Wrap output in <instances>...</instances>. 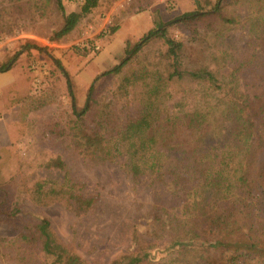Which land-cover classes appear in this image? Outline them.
Wrapping results in <instances>:
<instances>
[{
  "label": "trees",
  "instance_id": "1",
  "mask_svg": "<svg viewBox=\"0 0 264 264\" xmlns=\"http://www.w3.org/2000/svg\"><path fill=\"white\" fill-rule=\"evenodd\" d=\"M222 3L159 24L133 47L128 43L121 64L100 76H120L118 86L97 99L98 77L82 111L69 74L51 57L66 78L74 117L58 136L68 135L70 146L86 158L123 163L134 181L149 179L166 194L152 209L150 239L135 233V249L110 264H264V23L250 26L254 41L240 58L205 49L187 57L190 48L168 34L184 25L197 35L202 23L209 24L205 37L212 31L220 39L236 22ZM98 6L99 0H85L80 12L67 13L62 0H6L0 33L13 34L20 22L55 10L63 19L54 34L60 40ZM153 41L165 50L145 52ZM26 50L47 55L36 45ZM13 65H1L0 74ZM185 80L195 90L172 105L173 88ZM28 194L35 205L62 203L78 216L96 203L67 178L40 180ZM8 246L17 264H88L56 237L47 219L28 221Z\"/></svg>",
  "mask_w": 264,
  "mask_h": 264
},
{
  "label": "rangeland",
  "instance_id": "2",
  "mask_svg": "<svg viewBox=\"0 0 264 264\" xmlns=\"http://www.w3.org/2000/svg\"><path fill=\"white\" fill-rule=\"evenodd\" d=\"M62 1L67 13L80 12L85 2ZM216 1L99 0V6L60 40H54V34L63 19L55 10L44 19L20 22L13 34L0 33V66L14 63L6 90H0V239L5 240L0 242V264H17L8 243L19 237L28 221L49 220L56 237L88 264H110L130 253L135 249V233L150 239L152 209L165 192L149 179L134 181L119 161L84 157L70 146L68 135L58 136L74 117L66 78L52 58L69 74L77 110L82 111L98 77L97 99L118 86L120 76H100L121 64L128 43L133 47L159 24L185 13L212 11ZM5 2L0 0V7ZM222 4L224 14L236 22L220 39L212 31L205 37L209 24L199 23L197 35L184 25L169 28L170 38L190 48L187 57L205 49L208 55L228 53L240 58L254 41L250 26L264 23V18L258 20L264 0H223ZM210 24L221 31L218 23ZM113 28L118 31L110 35ZM28 45L46 49L47 55L26 50ZM154 50L164 51L163 43L153 41L145 52ZM183 65L192 69L186 62ZM191 89L195 86L187 80L174 87L172 105ZM190 101L196 102L194 95ZM65 178L80 194L96 200L89 214L78 216L62 203L39 206L30 201L28 192L36 182L59 183Z\"/></svg>",
  "mask_w": 264,
  "mask_h": 264
},
{
  "label": "crops",
  "instance_id": "3",
  "mask_svg": "<svg viewBox=\"0 0 264 264\" xmlns=\"http://www.w3.org/2000/svg\"><path fill=\"white\" fill-rule=\"evenodd\" d=\"M147 27L146 28H148V25H146ZM144 28V27H143ZM10 72H12V71H9V72H7V73H4V74H0V90L1 91H3L4 90V88L6 87V81L8 80V76L9 75H7V74H9ZM12 74V73H11ZM10 74V75H11ZM6 75V76H5ZM11 78V77H10ZM1 87H3V89H1ZM7 88V87H6ZM6 90V89H5ZM4 90V91H5Z\"/></svg>",
  "mask_w": 264,
  "mask_h": 264
},
{
  "label": "built area",
  "instance_id": "4",
  "mask_svg": "<svg viewBox=\"0 0 264 264\" xmlns=\"http://www.w3.org/2000/svg\"><path fill=\"white\" fill-rule=\"evenodd\" d=\"M127 1L131 2V0H127Z\"/></svg>",
  "mask_w": 264,
  "mask_h": 264
}]
</instances>
